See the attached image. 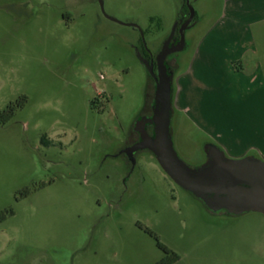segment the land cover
I'll return each instance as SVG.
<instances>
[{
	"label": "rangeland",
	"instance_id": "374dc122",
	"mask_svg": "<svg viewBox=\"0 0 264 264\" xmlns=\"http://www.w3.org/2000/svg\"><path fill=\"white\" fill-rule=\"evenodd\" d=\"M227 3L0 0V111L18 104L0 123V264H155L160 243L172 264H264V214L211 211L151 152L121 154L150 91L143 52L187 8L176 151L264 160V11Z\"/></svg>",
	"mask_w": 264,
	"mask_h": 264
},
{
	"label": "water",
	"instance_id": "95a60500",
	"mask_svg": "<svg viewBox=\"0 0 264 264\" xmlns=\"http://www.w3.org/2000/svg\"><path fill=\"white\" fill-rule=\"evenodd\" d=\"M105 11L104 0H99ZM195 15L191 9L190 23ZM131 25L138 27L137 24ZM185 38L181 45L167 49L168 43L157 57L158 75L154 97L153 114L150 118H142L136 129L141 140L129 149L130 154L137 150L151 151L163 170L182 188L200 199L211 211L226 210L230 214L239 215L249 211L264 214V160L256 156L230 158L216 144L206 145L209 161L191 167L175 149L170 130L172 105L174 96L173 73L166 63L168 54L183 50ZM149 71L153 73V65L142 58ZM146 123L154 125V135L145 129ZM133 162L134 159H133Z\"/></svg>",
	"mask_w": 264,
	"mask_h": 264
},
{
	"label": "flooded vegetation",
	"instance_id": "af4514ba",
	"mask_svg": "<svg viewBox=\"0 0 264 264\" xmlns=\"http://www.w3.org/2000/svg\"><path fill=\"white\" fill-rule=\"evenodd\" d=\"M99 2V0H98ZM100 4V2H99ZM101 7V5H100ZM191 17V10L189 9H183L175 22V25L172 29V31L166 36V40L165 43L161 46V48L159 49V51L157 52V54H152L151 52H143V58L147 60V62L149 64L153 65V73L149 71V68L147 67L149 76L151 78V85H150V91L147 93V97H146V103L143 106L141 112L138 114V116L135 118L134 122H133V126L131 128V131L129 133L128 139L126 141V145L123 148L121 154H123L125 156V158L127 159L128 163L132 166L136 163V157L138 156V154L142 151H149L148 149H144V150H137L135 151L133 154H130L129 149L132 148L134 145H136L140 140H141V134L140 132L136 129V125L137 122L139 120H141L142 118H150L152 117L153 114V106H154V97H155V90H156V77L158 75V63H157V57L159 55V53L161 52V50L165 47V45L168 43L167 49L170 48H175L178 45H181V40L182 37L184 36L185 38V31L188 27H190L194 22H195V15L192 19V21L188 24H186V22L188 21V19ZM141 31L142 36H144L143 31L138 28ZM174 53V52H172ZM168 54L166 57V63L169 67L170 72L173 73V77L175 75L174 73V69L177 67L176 62L172 61L169 57L172 54ZM173 87H174V79H173ZM99 99H95L93 101V104L98 103ZM174 106L172 105V117H171V125H170V130H171V134H173L174 130H175V122H174V118L175 116V112H174ZM145 129L147 131V133L151 136L154 135V125L152 123H146L145 124ZM213 142H208L207 144H210ZM204 146V154H205V160L200 164H204L206 162L209 161V156L206 150V145ZM215 144V143H214ZM151 152V151H149ZM152 153V152H151ZM153 154V153H152ZM154 155V154H153ZM133 159L135 162H133ZM199 165V166H200ZM174 181V180H173ZM175 182V181H174ZM176 183V182H175ZM230 214V213H229ZM235 215V214H232Z\"/></svg>",
	"mask_w": 264,
	"mask_h": 264
},
{
	"label": "trees",
	"instance_id": "16d2710c",
	"mask_svg": "<svg viewBox=\"0 0 264 264\" xmlns=\"http://www.w3.org/2000/svg\"><path fill=\"white\" fill-rule=\"evenodd\" d=\"M20 106H22V104H19V107ZM17 107L18 104L15 105L14 103H11L6 109L0 111V123L5 124L9 122L14 117ZM160 246L169 255H167L165 258L161 259L160 261L156 262L155 264H172L174 261H176L179 258L176 254L170 256V253L172 252L165 245L160 243Z\"/></svg>",
	"mask_w": 264,
	"mask_h": 264
},
{
	"label": "crops",
	"instance_id": "0c3cea01",
	"mask_svg": "<svg viewBox=\"0 0 264 264\" xmlns=\"http://www.w3.org/2000/svg\"><path fill=\"white\" fill-rule=\"evenodd\" d=\"M250 1V2H248ZM249 3V6L248 8L250 9H257V8H260L261 10L264 11V0H257L256 2H252L251 0H228V5H231V6H234L235 8L239 7L241 9H243L245 7V4ZM247 8V7H246ZM239 56H242V55H239ZM235 58H239L238 56H235ZM243 68V67H242ZM192 70H193V67H192ZM187 74L188 73H182L181 76L178 78V82L177 84H175V87H174V92L176 93L175 94V99H176V96H177V92H179L181 90V88L178 87V83H180V80H186L187 79ZM174 80H175V77H174ZM192 83V81H191ZM193 85H196L195 83H193ZM187 112H190V111H187ZM250 149H253V148H250Z\"/></svg>",
	"mask_w": 264,
	"mask_h": 264
}]
</instances>
